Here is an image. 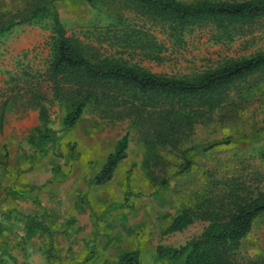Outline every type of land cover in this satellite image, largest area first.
<instances>
[{"label":"rangeland","instance_id":"1","mask_svg":"<svg viewBox=\"0 0 264 264\" xmlns=\"http://www.w3.org/2000/svg\"><path fill=\"white\" fill-rule=\"evenodd\" d=\"M35 2L0 0V16ZM55 6L67 36L95 55L169 77H190L229 59L264 54V32L216 42L214 32L202 27L177 43L127 0L94 5L62 0ZM52 25L43 11L33 23L0 36V264H118L131 251L143 264H167L157 258L159 247H183L208 226L191 215L187 226L171 229L184 210L196 208L198 214L209 188L246 184L264 192V81L235 98L238 106L223 112L225 121L196 126L182 150L202 149L193 155L192 168L182 172L180 151L149 160L131 119H103L89 107L74 128L64 130L72 111L66 103L46 102L44 110L23 107L26 81L37 82L34 76L50 56ZM130 34L140 40L129 42ZM152 39L157 53H151ZM126 134L127 156L112 180L94 184ZM227 139L230 143L205 149ZM239 255L240 264H264V214L242 241Z\"/></svg>","mask_w":264,"mask_h":264},{"label":"trees","instance_id":"2","mask_svg":"<svg viewBox=\"0 0 264 264\" xmlns=\"http://www.w3.org/2000/svg\"><path fill=\"white\" fill-rule=\"evenodd\" d=\"M56 1L62 0H36V5L30 9L2 14L0 36L14 26L33 23L43 11L51 15L50 56L44 71L34 76L37 82L34 83L32 78L31 82L26 81L28 87L22 97H26L27 102L23 107L44 110L46 102L66 103L72 111L64 120V130L74 128L89 107L103 119H131L138 128L149 160L160 159V152L180 151V169L186 172L194 165L193 155L202 149L182 150L196 126L218 119L225 121L228 113L223 112L238 106L235 98L241 99L245 91L264 81V54L229 59L216 68L184 78L153 73L137 65L97 56L78 39L67 36ZM81 1L94 5L105 0ZM127 1L177 43L187 32L202 27H209L214 32L216 42H231L236 37L264 32V0ZM136 38L140 40L137 36L127 40L135 43ZM152 42L156 41L151 40V53H157L158 49ZM255 76L259 80H255ZM219 113L223 114L219 116ZM228 143L229 139L219 141L205 149ZM128 146L129 135L126 134L117 142L114 152L93 179L94 184L103 185L112 180L118 165L127 156ZM227 184L224 183L221 189L209 188L197 206L198 214L196 208L184 210L174 220L173 230H180L191 223V215H198L209 224L183 247H159L157 258L160 262L240 264L242 241L256 219L264 214V192L256 193L246 184L235 188H229ZM209 185L214 183L210 181ZM118 264L143 263L139 254L131 251L123 254Z\"/></svg>","mask_w":264,"mask_h":264}]
</instances>
